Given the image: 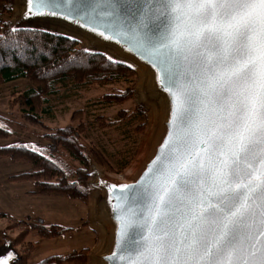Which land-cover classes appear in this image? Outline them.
I'll list each match as a JSON object with an SVG mask.
<instances>
[{"label": "snow or ice", "instance_id": "snow-or-ice-1", "mask_svg": "<svg viewBox=\"0 0 264 264\" xmlns=\"http://www.w3.org/2000/svg\"><path fill=\"white\" fill-rule=\"evenodd\" d=\"M28 2L30 13L57 14L59 0ZM157 3L165 31L146 43L170 95L169 132L141 189L119 188L140 211L120 208L111 255L123 264H264V0Z\"/></svg>", "mask_w": 264, "mask_h": 264}, {"label": "trees", "instance_id": "trees-1", "mask_svg": "<svg viewBox=\"0 0 264 264\" xmlns=\"http://www.w3.org/2000/svg\"><path fill=\"white\" fill-rule=\"evenodd\" d=\"M1 1L0 13L5 16V20L0 22V86L18 80L26 81L29 85L22 93L13 94L8 104L10 112L14 110L20 121L46 131L42 120L52 118L48 117L51 108L47 97L55 95L58 88L66 91L127 84L129 86L124 90L102 95L100 102L103 106H120L131 99L132 85L136 79L134 71L99 53L82 50L74 40L40 29L14 28L10 23L12 9L9 0ZM135 110L137 122L130 134L139 138L145 131V114L140 107ZM125 114L119 111L117 118L124 120L127 116ZM3 121L0 117V140L8 137V132L1 125ZM84 133L82 112L75 111L70 114L68 126L42 136L46 143L44 147H0V158L30 166V171L8 179L15 182L31 181L33 190L27 192L30 195L61 196L86 204L88 164L93 163L107 173L121 171L133 157L135 142L120 152L116 168H113L99 149L91 143L87 146L80 143ZM18 226L23 229L13 240L15 246L20 245L19 259L14 264H26L31 251L30 243H24L28 231L34 230L40 237L50 238L69 230L57 225L44 228L40 222H17L10 225ZM89 249L84 247L64 255L48 256L36 264H86Z\"/></svg>", "mask_w": 264, "mask_h": 264}, {"label": "rangeland", "instance_id": "rangeland-1", "mask_svg": "<svg viewBox=\"0 0 264 264\" xmlns=\"http://www.w3.org/2000/svg\"><path fill=\"white\" fill-rule=\"evenodd\" d=\"M9 4L12 9L10 23L14 28L40 29L64 38L75 39L74 41L79 44L82 50L99 53L104 56L105 53L103 51L88 48L83 40L55 26L40 24L15 25L17 13L16 0H9ZM1 6L2 1L0 0V9ZM4 20L5 16L0 13V22ZM104 57L112 62L121 64V62L108 57L106 54ZM128 68L131 69L130 67ZM131 70L134 71L136 76L132 85L133 95L129 101L120 106H103L100 98L104 94L124 90L125 87L129 86L127 84L103 88L67 89L66 91L58 88L55 95L47 97L48 106L51 108L48 117L52 118L42 120L43 126L47 128L46 131L24 124L17 118L18 116L16 115L18 114H15L14 110L10 112L8 108L11 96L16 93H22L29 87L26 81L18 80L0 86V117L5 120L1 125L8 132V137L5 140H0V147L11 145H30L33 148L44 147L46 143L42 136L56 129L68 126L70 114L75 111L82 112V123L85 128V133L80 143L84 146L91 143L99 149L113 168H116V161L120 152L126 150V148H130L133 142H135L133 157L121 171L117 172L114 170L111 173H107L104 169L93 163L88 164V197L84 205L77 201L67 200L61 196L28 194L27 192L33 190V183L31 181L15 182L8 178L30 171V166L22 162H13L7 158H0V214L3 215L0 217V243L3 240L10 241L19 259L20 245L15 246L13 240L23 228L21 226L10 227L13 223L25 222L37 224L40 222L44 228H49L51 225L69 228L68 231L50 238H42L34 230L28 231L24 243H30L31 251L26 264H36L48 256L64 255L80 248L89 247L94 240V246L89 247L86 259V264H90L92 253L98 250L101 242V228L94 221L93 214L96 193L91 191L92 188L90 187V166H96L111 177L126 179L135 168L141 155L144 154L145 145L148 142L150 130L153 127L154 106L144 94V76L137 70ZM137 107H140L145 114V131L139 138L130 134L132 133V127L137 122V118H135V109ZM119 111L126 113L125 116H127L124 120L117 118ZM9 112L10 114H8ZM129 168L131 171L126 173ZM87 224L94 232L89 229Z\"/></svg>", "mask_w": 264, "mask_h": 264}, {"label": "water", "instance_id": "water-1", "mask_svg": "<svg viewBox=\"0 0 264 264\" xmlns=\"http://www.w3.org/2000/svg\"><path fill=\"white\" fill-rule=\"evenodd\" d=\"M16 5L15 25L55 26L83 40L90 49L109 52L119 61L128 62V67L144 76L143 91L156 112L144 154L124 180L90 166V187L96 193L94 221L103 234L94 254L95 264H123L121 257L111 255L113 251H120L118 234L123 229V218L119 210L129 205L131 211L138 212L140 205L135 202L131 191L121 193L119 188L141 189L146 180L145 173L155 167L163 151L161 144L169 132L170 95L163 88V70L159 60L146 43L165 31L166 21L157 19V0H59V6L54 9L56 15L48 10L41 15L30 13L28 10L33 5L28 0H16ZM122 195L125 196L123 200L120 199ZM17 260L12 243L1 241L0 264H14Z\"/></svg>", "mask_w": 264, "mask_h": 264}, {"label": "bare ground", "instance_id": "bare-ground-1", "mask_svg": "<svg viewBox=\"0 0 264 264\" xmlns=\"http://www.w3.org/2000/svg\"><path fill=\"white\" fill-rule=\"evenodd\" d=\"M57 30V29H56ZM56 32V31H55ZM75 40V39H74ZM96 52V51H95ZM102 53V52H101ZM103 53H105L108 57H111V58H114L109 52H105V51H103ZM105 54H104V56H105ZM110 59V58H109ZM116 61H118V62H122V61H119L118 59H116V58H114ZM122 63H124L125 65H127V66H130L129 65V63L128 62H126V61H124V62H122ZM155 114H156V112H155V109H154V118H155ZM153 125H154V121H153ZM152 130H153V127L151 128V130H150V135H151V133H152ZM150 137V136H149ZM145 148H146V145H145ZM141 154V153H140ZM142 156V155H141ZM139 157H140V155H139ZM131 171V169L129 168L128 170H127V172L126 173H129ZM131 173V172H130ZM122 178V177H121ZM91 191H93V192H95V190L94 189H91ZM90 200V199H89ZM90 203H91V201H90ZM89 210V209H88ZM90 213V212H89ZM94 215V214H93ZM95 223V222H94ZM97 225V224H96ZM99 234V233H98ZM102 237H103V234H102V231H101V237H100V241H102ZM101 243V242H100ZM97 252V250L94 252V253H92V256H91V259H90V264H95V260H94V254Z\"/></svg>", "mask_w": 264, "mask_h": 264}, {"label": "crops", "instance_id": "crops-1", "mask_svg": "<svg viewBox=\"0 0 264 264\" xmlns=\"http://www.w3.org/2000/svg\"><path fill=\"white\" fill-rule=\"evenodd\" d=\"M88 227H89V229H91L92 232H94L93 229L89 225H88ZM93 246H94V240H93L92 244L89 247H93Z\"/></svg>", "mask_w": 264, "mask_h": 264}]
</instances>
